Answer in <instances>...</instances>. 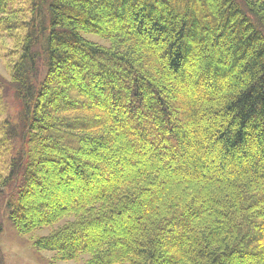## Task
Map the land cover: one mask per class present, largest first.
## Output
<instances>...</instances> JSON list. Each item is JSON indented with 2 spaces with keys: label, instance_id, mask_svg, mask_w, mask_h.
Listing matches in <instances>:
<instances>
[{
  "label": "trees",
  "instance_id": "16d2710c",
  "mask_svg": "<svg viewBox=\"0 0 264 264\" xmlns=\"http://www.w3.org/2000/svg\"><path fill=\"white\" fill-rule=\"evenodd\" d=\"M17 2L16 230L67 220L35 245L85 264H264V0Z\"/></svg>",
  "mask_w": 264,
  "mask_h": 264
},
{
  "label": "rangeland",
  "instance_id": "374dc122",
  "mask_svg": "<svg viewBox=\"0 0 264 264\" xmlns=\"http://www.w3.org/2000/svg\"><path fill=\"white\" fill-rule=\"evenodd\" d=\"M26 2V0H18ZM17 2V3H18ZM20 31L17 35L21 36ZM90 40L108 46L109 42L95 35H87ZM17 51L16 41L7 35L0 36V76L4 81L10 80L9 62L14 59L13 51ZM3 113L0 111V124L5 120V114L12 115L18 107L13 90L7 88L3 95ZM7 161L4 156L0 157V177L7 174ZM67 220H63L54 225L44 227L30 233L21 234L12 225L7 216L5 205L0 200V264H85L89 255H81L74 260H61L56 252H51L36 247L35 242L48 235L54 229L60 227Z\"/></svg>",
  "mask_w": 264,
  "mask_h": 264
}]
</instances>
